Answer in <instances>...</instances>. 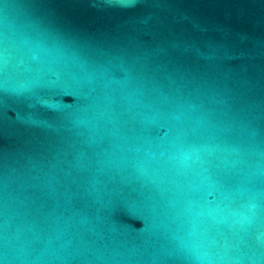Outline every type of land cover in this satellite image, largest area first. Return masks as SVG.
Masks as SVG:
<instances>
[{"label":"water","instance_id":"obj_1","mask_svg":"<svg viewBox=\"0 0 264 264\" xmlns=\"http://www.w3.org/2000/svg\"><path fill=\"white\" fill-rule=\"evenodd\" d=\"M0 264H264V0H0Z\"/></svg>","mask_w":264,"mask_h":264}]
</instances>
